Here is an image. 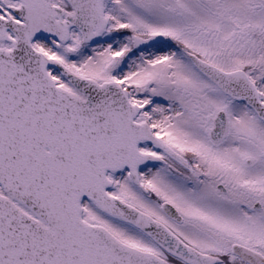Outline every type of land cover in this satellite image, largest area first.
Returning a JSON list of instances; mask_svg holds the SVG:
<instances>
[{
	"label": "snow or ice",
	"instance_id": "6c2138e0",
	"mask_svg": "<svg viewBox=\"0 0 264 264\" xmlns=\"http://www.w3.org/2000/svg\"><path fill=\"white\" fill-rule=\"evenodd\" d=\"M0 264H264V0H0Z\"/></svg>",
	"mask_w": 264,
	"mask_h": 264
}]
</instances>
